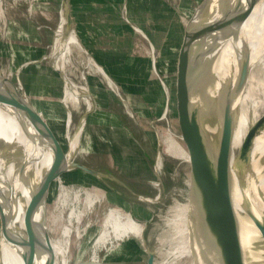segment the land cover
<instances>
[{
    "label": "rangeland",
    "instance_id": "rangeland-1",
    "mask_svg": "<svg viewBox=\"0 0 264 264\" xmlns=\"http://www.w3.org/2000/svg\"><path fill=\"white\" fill-rule=\"evenodd\" d=\"M176 1L180 3L183 11H191L199 0ZM226 2L227 0H210L208 6L205 8L218 10L219 8H222ZM15 4H21L20 6H22V4L27 5L26 10L30 14L33 11L34 13L40 12L41 5L46 7V11L51 9L50 3L47 0H35L32 2H29L28 0H0V38L4 33L9 35L15 33L7 30V25H10V23L14 25L13 22L16 20L26 22L25 14H21V12L18 11L12 13ZM169 14L171 16L169 20L171 24H168L170 30L168 33L164 32L161 38L152 42L154 53L156 55L154 66L153 61H151L152 48L143 35L141 38L145 43H141L142 45H139L138 49L136 48L140 55L142 53L150 60V68L145 76L146 83L149 82V79H152L151 82L155 85H153V87L147 85L144 87L135 86L132 87V90L133 92H135V90L137 92L142 91L143 94L146 95L152 94V90L154 89L157 92L156 97L160 102L159 111L154 118L151 117L152 115L150 116L155 119L152 122V119L149 118L144 111L145 109L141 107L142 105L139 106L137 102H132V107L133 109H140V112L136 113L137 116L142 115L138 117L139 121L142 123V126H144L143 128L145 132H148V137L146 135V140L148 141V154L153 160L158 158L157 169L163 178L165 186V194L160 200L153 204L155 215L147 227V245L150 249L154 250L155 264H189L188 257H184L181 254L175 256L174 254L176 246H178L182 239L181 236L177 234V216L180 205L187 201L189 164L186 159L170 155L164 149V138L168 134L174 137L185 148L184 142L179 136L180 133L175 119V72L173 66L174 61L173 59H170L172 45L174 44L176 36L182 26V16H177L172 8L170 9ZM62 16L63 14L58 11L54 23L51 22V24H49L52 25L50 27L53 29L54 39L56 29ZM37 20L39 21V18H37ZM201 22L202 21H200V23ZM221 27L222 26L218 27L216 30L209 31L204 35L207 43L211 44L214 41ZM72 31L73 29H71V32ZM54 39L51 40L47 53L52 51V41L54 42ZM1 44L2 43H0V62L3 68H6L9 75L14 79H16L18 74L24 89L28 91L36 107L48 117V120L60 133L59 135L64 141H66V130L68 129L69 132L72 130L74 123L78 120L81 112L86 108L85 101L82 98L68 102L66 99L63 100L64 82L58 72L51 67L49 58L44 57L39 62L28 63L27 65L18 68L23 58L27 55L24 56L22 54L17 55L12 53L10 57H6V59L3 60ZM10 46L14 51H18L20 47L17 39H11ZM77 55H79V57ZM185 56L186 60L183 61V64H185L186 68L183 70V73L187 86L190 89L191 96L197 106L200 84L198 85V80H196L197 75L193 68L195 57L190 51H187ZM66 67L68 75L74 81L81 84H85L86 78L88 79V77L92 75L91 73H93L92 66H89L86 63L85 53L77 46L71 47L70 61ZM141 72L142 71H139L138 73ZM82 75H84L85 79ZM100 75L102 74L100 73ZM160 78L164 80L166 85L165 88ZM106 83H108V81H106ZM107 86L111 90V87L114 88V91H112L117 96L116 101H118L120 105L121 112L124 115H128L129 121L132 122L133 115L130 112L129 104L126 102V100H128V94H124L122 91L125 90L126 92V87H120L119 85L115 87L113 83H108ZM167 93L168 98L166 96ZM249 94L251 101H257L258 104L255 105V109L251 108L250 110L245 106L244 111L248 113L249 118L254 112L257 118L264 113V101L259 103L264 97V58L257 61L251 67ZM166 100H168L167 114L165 118H162L161 114ZM64 102L67 103L66 105H68L71 110L70 122H68L70 117L68 118V112ZM144 112L145 114H143ZM111 114H107V112H96L97 117H99L100 122H102L101 124H103V127L101 126L98 129L101 134H103L101 138H99V141L97 140L101 149L100 151H90L81 145V142L85 140L84 134L87 129L86 125L83 126L80 133V144L77 158L86 159L88 162L91 161L92 163L109 164L112 168L121 171L122 173H126L125 175L127 176L132 177L133 175H138L148 178L152 180L151 185L153 186L141 183L139 188L142 191H151L152 194L158 193L159 190L156 184V176L148 166L142 150H139V147L137 148V146L134 145V142L129 135H126L127 131L123 126L122 121L120 119L118 120V118H120L119 114L113 112ZM124 118L125 117H123V120H125ZM150 121L152 122V127L149 126L151 123ZM153 127L157 129L161 142L159 155L156 152L157 138L154 130L155 128ZM135 135L139 136V132L135 131ZM111 141L113 146H111ZM127 142L132 147L130 150H125V145L128 144ZM110 148H113L114 150L111 151L109 150ZM204 165L205 163L203 162L202 164H197V182L198 186H201V189L206 188L208 182L206 172L201 167ZM246 185L249 186V183L247 182L245 186ZM84 189L90 190V194L92 198H94V202H92L91 205L85 204L86 193L84 192ZM76 191H79V193H77V196L75 197L74 195ZM94 195H97V197H94ZM74 198L76 199L74 200ZM114 206H119L125 211L131 210L134 217L140 221L151 217V212L143 203L135 199L133 202V209H130L128 201L122 199L118 194L108 189L103 182L82 170L76 169L64 173L60 179L53 182L48 194L47 204V224L53 239L62 238L64 236L63 227L68 225V218L71 211L81 212V216H79L78 219L75 220V217L72 219L71 230L68 236L69 242L67 245V248L68 246L69 248L66 249L65 252V262L61 261L63 256L60 255V260L56 264H146V254L140 243V239L134 235L130 234L120 240H115L112 243L106 242L105 244L95 245V240L101 230L102 219L108 208ZM76 226L77 228H75ZM62 245L64 247V244ZM93 248L96 252L93 251ZM94 257L97 259L94 260ZM247 258H249V255H247ZM256 261L257 260H254V262ZM263 261L264 260L262 259L261 262ZM261 262L257 264H264ZM249 264L254 263L251 262Z\"/></svg>",
    "mask_w": 264,
    "mask_h": 264
},
{
    "label": "bare ground",
    "instance_id": "bare-ground-1",
    "mask_svg": "<svg viewBox=\"0 0 264 264\" xmlns=\"http://www.w3.org/2000/svg\"><path fill=\"white\" fill-rule=\"evenodd\" d=\"M196 22L200 23V19H196ZM64 23L65 17L62 16L56 29L51 54L56 55V66L67 73L66 66L70 61L71 47L77 46L80 49L81 47L75 32H71L69 29L66 34ZM187 51L193 53L195 57L193 68L197 75L198 85L200 83L197 108L203 126V136L206 139L205 144L214 157L218 156L223 145L224 167L218 196L219 211L223 208L227 198L231 197L237 212L221 227V233L207 249L206 257L201 258L200 244L206 238L210 226L203 223L204 221L197 214L192 198L189 203L181 204L177 216V234L182 239L181 243L176 246L174 254L175 256L181 254L188 257L189 264H193V255L199 258V264H224L229 260L235 261L234 264H249L251 262L257 264L262 259L264 260V113L257 119L254 112L249 118L248 113L244 111L245 106L248 110L255 109L258 102L251 101L249 94L251 69L247 79L241 85L240 77L246 66L251 68L257 61L264 58V0H256L249 11L233 21L223 24L211 44L207 43L204 35H201L187 45ZM77 56L79 57V55ZM85 57L87 65L104 75L89 55L85 54ZM184 60H186V56ZM183 65L184 70L186 67L185 64ZM104 77L107 78L105 75ZM107 81L112 84L111 80L107 79ZM237 88L238 92L234 95L233 92ZM84 91H86V85L74 81L67 73L63 100L66 99L68 102L82 98L88 105L90 101L85 96H80ZM261 101H264V97L259 103ZM253 120H255L253 123L255 130L246 133L248 125ZM70 121L71 118L68 119V122ZM228 127H230V131L226 143L224 132L228 130ZM78 132H81V129ZM65 134L67 138V133ZM78 137L79 134L75 139L73 138V145L77 144ZM0 138L23 149L28 160L27 174L34 179H38L43 169L51 162L50 152L28 140L22 134L14 117L1 108ZM231 142L232 147L230 148ZM164 145V149L170 155L188 158V152L170 134L165 136ZM12 166V163L8 166V175H12L14 172ZM201 167L206 168V163ZM206 171L208 172V169ZM247 182L250 186L249 193L246 201L241 205L239 200ZM210 185L211 181L208 178L207 187L202 189L207 190ZM14 191L20 192L25 200L28 198L24 186L17 183ZM84 192L86 193L85 204L91 205L94 198H92L90 190L84 189ZM77 193L79 191L75 192V197ZM23 203V201L20 202L19 209L23 208ZM130 212L131 210L125 211L119 206L109 207L102 219L101 230L95 240V245L112 243L130 234L139 237L143 224L132 217ZM80 213L71 211L68 225L63 227L64 236L56 239L51 238L55 264L60 260V255L63 256L61 261L65 260V252L69 248L67 245L72 219L73 217L75 220L78 219L81 216ZM254 260L257 261L254 262ZM0 261L2 264H22L17 254L7 244L1 246Z\"/></svg>",
    "mask_w": 264,
    "mask_h": 264
},
{
    "label": "water",
    "instance_id": "water-1",
    "mask_svg": "<svg viewBox=\"0 0 264 264\" xmlns=\"http://www.w3.org/2000/svg\"><path fill=\"white\" fill-rule=\"evenodd\" d=\"M209 1L210 0L197 1L193 9L187 13L180 11L174 4V7L182 16L183 30L171 50L170 57V59L174 61L173 66L175 72V119L180 133L179 136L183 140L188 152L186 161L189 164V173L186 202L189 203L192 198L195 210L198 212L197 214L204 221L203 223L210 226L206 238L201 242L202 244H200L199 252L201 253V258L206 257L207 249L221 233V227L237 212V209L230 197L227 198L223 208L219 211L218 196L224 167L223 145L219 150L218 156L214 157L209 147L205 144L206 139L205 136H203L204 132L199 110L191 96L190 89L187 86L183 73V61L186 55V47L193 39L205 35L209 31L216 30L223 24L233 21V19L243 15L245 12L249 11L256 2V0H227L222 8L215 10L205 8L208 6ZM59 12L65 17L64 28L66 34L69 29H73L74 31L69 13V0H61ZM196 19H200L202 22L197 23ZM136 29L146 38L144 32L140 28L136 27ZM148 42L152 48V61L154 66L156 55L152 42L149 40ZM85 54L89 55L86 51ZM55 56L54 54L52 55L51 52L44 54V57L49 58L50 65L58 72L65 84L67 73L56 66L57 61ZM2 59L4 60L5 58L3 57ZM32 61L34 60H26L20 64L18 68ZM96 66L100 67L98 64H96ZM250 69L251 68L248 66L245 67L240 77V85L247 79ZM100 70L105 73L101 67ZM82 77L85 78L84 75H82ZM160 80L165 88L166 85L164 80L162 78H160ZM85 85L86 91L80 96H85L90 101V104L88 103L86 108L81 112L72 130L70 132L68 129L66 130L67 138L66 141H64L47 121L42 112L36 107L28 91L24 89L18 74L16 79L12 78L7 72V69L3 68L0 62V108L14 117L22 134L28 140L34 145L45 148L52 155L50 164L43 169L38 179H34V177L27 174L28 160L23 149L16 144L9 143L0 138V249L3 244L10 246L17 254L22 264H55V253L51 245V238L53 239V237L47 224L48 194L53 182L60 179L64 173L79 169L103 182L108 188L122 196H125V193L121 189H118L117 186L127 190L151 212V217L141 221L143 222V227L139 239L146 254V264H155L154 250L150 249L147 245L146 231L155 215L152 205L165 194L163 178L157 169L158 158L152 162L153 172L156 176V184L159 187V191L156 194L141 192L134 187L126 177L119 176L109 169H102L99 166L90 165L84 159L77 158L81 133L78 131L79 129L82 130L87 114L93 110L95 106L86 82ZM237 92L238 88L233 94L235 95ZM166 96L168 98V93ZM65 107L71 118L69 106L65 104ZM167 109L168 100L165 102L161 114L162 118H165ZM130 112L134 116L131 109ZM254 121L255 120L248 125L246 133L255 130L253 127ZM155 131L157 135V153L159 155L161 142L156 128ZM229 131L230 127L224 132L226 143ZM77 134H79L77 144L74 143L73 145V138L75 139ZM69 136L70 138H68ZM229 147H232V142L229 144ZM202 162L206 163V168L208 169L207 172V169L204 168L206 178H209L211 181V185L207 190L201 189L197 182V164H202ZM11 163L14 172L12 175H8V166ZM211 176H213V178H211ZM17 183L26 188L28 195L26 200L20 192L14 191L15 184ZM248 193L249 186L246 185L241 199L239 200V204H244ZM22 201L24 202L23 208L19 209V204ZM130 213L132 217H134L133 212L131 211ZM134 218L137 219L136 217ZM234 263L235 261L233 262V260L224 262V264ZM0 264H2L1 261ZM193 264H199V258L194 255Z\"/></svg>",
    "mask_w": 264,
    "mask_h": 264
},
{
    "label": "crops",
    "instance_id": "crops-1",
    "mask_svg": "<svg viewBox=\"0 0 264 264\" xmlns=\"http://www.w3.org/2000/svg\"><path fill=\"white\" fill-rule=\"evenodd\" d=\"M47 1L50 3V10H45L44 12L40 11L38 13H34L33 11L31 14L26 10L27 5H14L15 10L13 9L12 13L18 11L21 12V14H25L26 22L16 20L13 22L14 25L11 23L7 25V30L15 33L11 35L4 33L0 38V43H2V58L4 57L6 59V57H10L12 53L17 55L22 54L24 56L27 55L20 64L29 59H33L34 61L29 62L33 63L39 62L44 58V54L48 52V47L53 38V29L50 27L52 25L49 24H51V22L54 23L61 7V0ZM174 4L180 11L184 13L189 12L183 11L180 3L176 0H69L71 23L81 50L84 53L86 51L90 55L94 62L102 68L107 77L105 78L104 75H100V72L92 67V75L85 80L88 91L93 97L95 106L86 116L84 125L87 126V129L84 134L85 140L81 142V145L90 151H100L101 149L97 140L99 141V138H101L103 134H101L98 129L101 126L103 127V124H101L102 122H100L96 112H107V114H111L112 112L115 114L118 113L120 117L118 120L120 119L122 121L127 131L126 135H129L134 145H136L137 148L139 147V150H142L145 156L144 158L153 174L152 162L154 160L148 154V141L146 140L148 132H145L144 126H142V123L139 121L138 117L142 115L137 116L136 112H140V109H133L132 102H137L139 106L142 105L141 107L145 109L144 111L149 118H154L157 115L160 102L156 97L157 92L154 89H151L152 94L146 95H144L142 91L137 92L135 90V92H133L132 90V87L135 86L144 87L147 85L153 87V85H155L151 82L152 79H149V82L146 83L145 76L150 68V60L142 53L140 55L137 52L138 46L144 44L145 41L142 40V34L136 27L144 32L147 41L154 42V40L161 38L164 32L168 33L170 30V27H168V24H171V22H169L171 17L169 14L170 9L172 8L177 16L180 15L178 10L174 7ZM37 18H39V21ZM182 30L183 19L181 29L176 36L172 48L182 33ZM11 39L18 40V45L20 46L18 51H14L10 48ZM139 71L142 72L138 73ZM107 79L111 80L115 87L118 85L120 87H126V92L125 90L122 91L124 94H128V100H126V102L129 104L134 114L132 122L129 121L128 115H124L121 112L120 105L118 101H116L117 96L113 92L114 88L111 87L112 91L108 87L109 85L107 86L109 83H106ZM145 112L143 114H145ZM42 114L57 131L54 125L48 120V117L43 112ZM123 117H125V120H123ZM153 118H151L152 122L155 120ZM152 122L149 125L151 127L153 126ZM135 131L139 132V136L135 135ZM58 134L60 133L58 132ZM149 143L151 144L150 141ZM111 146H113L112 141ZM131 148L129 143L125 145V150H130ZM109 150L112 151L114 149L110 148ZM86 162L90 165L99 166L102 169H109L119 176L126 177L131 184L141 192L152 193L151 191H142L139 188L141 183H146L151 186V180L148 178L138 175H133L132 177L127 176L125 175L126 173H122L106 163ZM117 188L124 191L125 196L112 191L118 194L122 199L128 201L129 208L133 209V202L136 197L120 186H117Z\"/></svg>",
    "mask_w": 264,
    "mask_h": 264
},
{
    "label": "built area",
    "instance_id": "built-area-1",
    "mask_svg": "<svg viewBox=\"0 0 264 264\" xmlns=\"http://www.w3.org/2000/svg\"><path fill=\"white\" fill-rule=\"evenodd\" d=\"M29 2H32V1H35V0H28ZM41 7V12H44L45 11V9H46V7L45 6H40Z\"/></svg>",
    "mask_w": 264,
    "mask_h": 264
},
{
    "label": "flooded vegetation",
    "instance_id": "flooded-vegetation-1",
    "mask_svg": "<svg viewBox=\"0 0 264 264\" xmlns=\"http://www.w3.org/2000/svg\"><path fill=\"white\" fill-rule=\"evenodd\" d=\"M152 184V183H151ZM151 186H153V185H151ZM158 190H159V187H158Z\"/></svg>",
    "mask_w": 264,
    "mask_h": 264
}]
</instances>
